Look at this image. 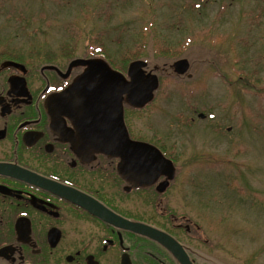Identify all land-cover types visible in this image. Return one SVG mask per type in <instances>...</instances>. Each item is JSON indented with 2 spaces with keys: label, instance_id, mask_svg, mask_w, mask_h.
Returning <instances> with one entry per match:
<instances>
[{
  "label": "rangeland",
  "instance_id": "rangeland-1",
  "mask_svg": "<svg viewBox=\"0 0 264 264\" xmlns=\"http://www.w3.org/2000/svg\"><path fill=\"white\" fill-rule=\"evenodd\" d=\"M262 2L0 0V65L8 55L18 57L33 78L48 62L63 66L73 59L89 58L96 48L125 72L122 60L142 52L138 60L149 69L157 68L160 86L150 106L140 114L129 112L128 120L133 133L153 125L161 140L158 144L162 142L174 156L178 175L163 205L175 217L185 215L197 222L207 238H218L222 245L215 257L223 264L231 260L233 264H264V104L256 94L263 93L262 75L249 74L244 52V60L238 55L237 75L248 78L253 90L231 76L227 66L219 67L222 74L231 76L240 93L237 117L230 111L231 98L223 80L210 76L219 50L225 49L224 42L223 49H217L215 40L228 41L232 32L235 38L245 33L248 15ZM66 47L73 50L64 53ZM161 50H170L173 56L161 55ZM254 50L261 53V45L256 43ZM176 54L191 64V81L175 77L169 68L178 60L173 59ZM190 86L202 89L191 90L187 98ZM230 95L235 97L237 92L230 91ZM207 103L215 107V122L197 118ZM210 126L233 129L223 137L215 136L220 142L214 143L211 134L201 132ZM188 146L194 153L187 154ZM138 198L140 211L147 212L142 216L145 221L170 229L169 218L155 209L156 196L148 192ZM174 233L183 240L181 232Z\"/></svg>",
  "mask_w": 264,
  "mask_h": 264
},
{
  "label": "flooded vegetation",
  "instance_id": "flooded-vegetation-1",
  "mask_svg": "<svg viewBox=\"0 0 264 264\" xmlns=\"http://www.w3.org/2000/svg\"><path fill=\"white\" fill-rule=\"evenodd\" d=\"M253 10L245 26L248 32L244 31L238 38L232 32L228 41L219 38L215 40L216 45L214 43L218 49L224 42L225 49L219 50L218 61L210 76L223 80L222 84L227 87L231 98L233 108L230 111L236 117L235 107L239 104L237 96L240 93L230 77L233 75L241 84L254 89L248 78L237 75L238 55L244 60L243 52L248 54L249 74L260 73L264 82V0ZM256 43L261 45L262 54L254 50ZM90 58L93 57L82 59ZM5 59L23 68L5 67L8 60L0 65V264H223L215 257L222 245L218 238H207L197 222L190 221L185 215L175 217L173 211L163 205L164 195L178 172L173 154L167 153L162 142L158 144L161 140L156 137L154 126L151 124L135 133L131 129L129 112H144L157 95L160 86L157 68H145L146 73L158 78L153 100L142 108H132L123 101V120L130 140L158 149L172 163L174 177L167 184L166 177L161 176L149 186L133 187L119 175L120 159L91 151L89 156L87 151L81 150L82 147L79 152L74 151L67 141L73 139L76 129L68 118L60 119L65 122L61 133L50 124L45 101L49 96L66 90L84 68L76 67L68 72L74 59L63 66L48 62L39 68L37 77H33L37 80L32 83L26 64L10 55ZM221 64L228 67L231 76L222 74ZM169 68L172 70L171 65ZM190 68L188 61L184 75H176L173 70L172 73L177 78L191 81L193 74ZM195 89L199 92L202 88L190 86L185 96L189 97L191 90ZM230 91L237 92V95L232 97ZM262 91L256 94L264 104V86ZM263 109L260 110L263 112ZM197 118L215 122V107L207 103ZM190 120L194 119L190 117ZM141 121L138 123L143 126ZM193 125H189V129ZM211 128L201 132L211 134L214 143L220 142L215 136L223 137L233 129L231 126ZM146 134L151 137H146ZM229 144L232 147V143ZM187 149V154L190 151L194 153L193 148ZM148 192L157 197L155 209L164 218H169L170 229L143 219L147 212L140 211L142 202L138 197ZM131 197V204H127ZM85 205L95 208L99 214L89 211ZM104 212L168 238L127 230L121 227L120 222L104 220L101 217ZM210 228L214 230L213 223ZM178 231L183 234V240L174 233ZM167 239L178 247L167 243ZM230 262L233 264L232 260Z\"/></svg>",
  "mask_w": 264,
  "mask_h": 264
},
{
  "label": "water",
  "instance_id": "water-1",
  "mask_svg": "<svg viewBox=\"0 0 264 264\" xmlns=\"http://www.w3.org/2000/svg\"><path fill=\"white\" fill-rule=\"evenodd\" d=\"M4 66L23 68L10 61H6ZM76 67L84 68L83 72L66 90L49 96L45 101L44 107L52 128L61 133L65 122L60 119L68 118L76 129L73 139L67 141L74 151L82 147L81 150L87 151L88 155L91 151L120 159L119 175L133 187L149 186L161 176L166 177L165 184L172 180V163L155 147L130 140L124 125L122 102L132 108H142L153 100V93L158 88L157 76L145 72L147 63L142 60L130 62L125 75L99 58L75 59L70 63L68 72ZM171 67L176 75H184L188 70V61L177 60ZM85 206L99 214L95 208ZM101 217L110 223L120 222L121 227L127 230H140L168 238L144 226L122 221L108 212ZM166 242L175 244L168 239Z\"/></svg>",
  "mask_w": 264,
  "mask_h": 264
},
{
  "label": "trees",
  "instance_id": "trees-1",
  "mask_svg": "<svg viewBox=\"0 0 264 264\" xmlns=\"http://www.w3.org/2000/svg\"><path fill=\"white\" fill-rule=\"evenodd\" d=\"M73 50V49H72ZM72 50H68V47H66V50L65 51H63L64 53L65 52H71ZM173 52L172 51H168V50H161L160 51V54L161 55H170L171 57L173 56V54H172ZM143 55V53L142 52H139V53H137V55H129L128 57H126L124 60H122V62H123V66H124V69L126 68V65H128L130 62H132V61H134V60H138V59H140L141 58V56ZM182 54H180V55H177L176 54V57L174 56L173 57V59H179L180 58V56H181ZM89 57H93V58H101V59H103V60H105L106 62H108L109 63V65L112 67V68H114V69H116V70H121L122 68L120 67V66H115V64L111 61V59L107 56V54L104 52V51H99L98 49H96V48H94L93 49V51H91L90 52V55H89ZM126 70V69H125Z\"/></svg>",
  "mask_w": 264,
  "mask_h": 264
}]
</instances>
